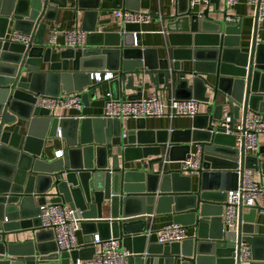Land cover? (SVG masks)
Segmentation results:
<instances>
[{
  "label": "water",
  "instance_id": "obj_1",
  "mask_svg": "<svg viewBox=\"0 0 264 264\" xmlns=\"http://www.w3.org/2000/svg\"><path fill=\"white\" fill-rule=\"evenodd\" d=\"M184 1L185 7L163 20L164 57L149 59L147 50L134 46L139 25H125L118 33L96 32L94 24L83 26L85 48L57 53L45 34L66 0H0V264H68V257L74 264L92 258V248L57 254L52 232L39 227V207L46 202L77 210L85 245L95 234L117 239L131 254L128 264H233V251L241 242L250 246L253 261L264 262L257 208L241 212L231 233H225L221 220L225 193L238 185L235 171L252 169L264 177V162L245 156L243 150L239 153L234 137L223 134L219 125L224 108L231 133L240 117L264 114L258 8L251 46L243 53L241 22L227 24L231 15L226 0L221 10L217 0H210L213 11L207 7L202 12ZM126 9L138 11L137 6ZM96 14L86 10L84 16ZM8 29L29 36V43L10 42ZM55 55L57 61L52 60ZM97 71L115 74L108 90L114 100L139 99L134 82L148 77L161 91L172 88L177 99L193 98L209 110L192 119L191 129L169 136L165 131H145L144 119H138L136 130L121 141L122 121L60 117L36 106L38 97L62 93H77L86 104L88 93L95 95L97 87L90 73ZM126 91L134 95L120 97ZM57 130L61 138L56 137ZM55 139L61 143V158H44V149L53 147ZM191 145L201 150L200 169L191 173L197 176L194 190L192 176L166 170L175 149H183L177 159L182 162ZM131 164L139 167H127ZM152 213L172 214V223L193 229V236L181 243L158 244L156 233L147 232V216ZM26 234L29 238L19 239ZM86 252L90 256L84 257Z\"/></svg>",
  "mask_w": 264,
  "mask_h": 264
},
{
  "label": "built area",
  "instance_id": "obj_2",
  "mask_svg": "<svg viewBox=\"0 0 264 264\" xmlns=\"http://www.w3.org/2000/svg\"><path fill=\"white\" fill-rule=\"evenodd\" d=\"M175 1V0H174ZM200 3H208V0H188V7L194 8ZM237 0H226L228 8L236 5ZM247 3L258 8V19H264V0H247ZM115 22L121 27L125 25H144L148 24L152 16L141 13L140 11H131L127 9H117L112 14ZM159 20L161 16L158 15ZM232 18L227 19V24L232 23ZM102 32V31H96ZM54 33L50 36L48 46L57 48L56 36ZM64 37L63 49L77 50L83 49L86 46V35L79 29L62 32ZM136 33L133 34L134 46H137ZM12 43H21L27 45L30 37L21 33H12L7 39ZM114 74L110 71H97L90 73V81L101 84L109 83L114 79ZM200 102L191 99H177L174 96L173 89H170V95L163 99L157 93L146 99L141 97L136 100H118L112 99L109 93L106 94V101L103 106V119H116L123 121L124 119H146V118H161L166 117L173 120L177 117L194 118L199 115L198 106ZM36 106L45 109L49 112H54L56 109H72L81 111L83 108L81 96L77 93L60 95L58 97L41 96L38 97ZM239 120V119H238ZM235 121L233 126L234 133L230 132L229 114L226 108L221 110L219 125L223 130V134L232 135L234 137V147L240 153L242 150L245 156L256 155L259 150L258 137L264 135V115L250 112L244 119L238 122ZM1 125V117H0ZM211 134L216 132L210 131ZM56 137L61 138L60 130H57ZM121 138H126V133L121 134ZM200 146L196 145L193 153L181 162L180 172L196 173L200 169L201 152ZM62 152L54 153V158L59 159ZM238 176V185L235 190H230L225 193V201L223 202V211L221 219L225 233H231L237 228L238 218L241 212L249 211L252 208H257L258 200L264 197V186L262 183H257L253 179L254 170L239 168L235 171ZM40 214V229L52 232V241L56 245L57 254H70L78 252L84 248L78 242V235L81 233L80 224L83 221L76 216V209L70 208L68 205L61 203H49L39 207ZM264 216V208L258 210ZM149 222L150 233L152 226L153 214L147 216ZM194 230L183 227L177 224H167L160 228L156 233L157 243L169 245L173 243H181L184 240L192 237ZM90 247L94 250L90 260L77 259L74 264H128V258L131 256L126 250L120 248L117 239L110 237L108 239H100L96 234ZM251 260V248L244 242H241L239 247L235 246L233 251V264H244Z\"/></svg>",
  "mask_w": 264,
  "mask_h": 264
},
{
  "label": "crops",
  "instance_id": "obj_3",
  "mask_svg": "<svg viewBox=\"0 0 264 264\" xmlns=\"http://www.w3.org/2000/svg\"><path fill=\"white\" fill-rule=\"evenodd\" d=\"M224 0H217L219 2V9H222ZM186 3L184 0H180L179 4H176V0H81V7H78L77 0H66V7L59 9L56 14V20L52 23V27L45 34V40L50 42V36H53L54 33H57L56 36V45L57 48H54L55 52L58 53L60 49H63L64 45V37L62 32L72 31L75 29L81 30L83 26L91 27L93 24L95 25V31H102L103 33H118L120 30V26L115 22L112 17V14L117 9H126L128 7L137 6L138 11L144 14H149L152 16L151 21L148 24H144L140 26V32L136 35V41L138 48L147 50V56L149 59H153L154 56L158 58H162L165 55V48L167 45V33H165L163 21L166 17H171L175 13V9L179 7H185ZM85 8H83V7ZM213 11L214 5L210 3H200L194 6V11L202 12L206 8ZM88 12H96V17L93 18L88 16L85 17L84 13L86 10ZM231 18L233 20L229 25H235L237 22H241L240 27V36H239V45L240 51L245 53L248 52L254 32V18L256 13V7L247 3V0H237L236 5L229 8V12ZM158 15L161 16V20H159ZM220 18L219 16H216ZM11 32L8 29L6 33V39H9L11 36ZM47 42V41H46ZM256 42L264 44V19L257 21L256 26ZM170 51V48H168ZM156 51V52H155ZM54 52V53H55ZM154 52L156 54H154ZM53 61H57L58 57L55 55L52 59ZM113 73V72H112ZM114 74V73H113ZM115 75V74H114ZM93 85L97 86L95 95L93 91L88 93L87 103L83 105L81 111H75L72 109H56L54 114L60 117H76V118H96L101 117L103 114V106L106 101V94L108 90L113 85L109 83H101L97 84L92 82ZM134 85L137 88V92H141L143 98H150L154 94H158L161 98L166 99L170 95V89L165 92L161 91L160 85L151 84L148 77H145L143 82L139 80H135ZM184 94V93H182ZM61 95H65L62 93ZM134 95V92L126 91L123 96L127 97ZM206 96H210L209 92L206 93ZM209 107L205 103H200L198 106L199 115H203L207 113ZM264 115V114H263ZM241 120L239 118L238 122ZM137 121L135 119L129 118L124 119L122 121V133L134 132L136 130ZM145 131L147 132H155V131H165L168 136L172 131H185L191 129L192 126V118L188 117H177L173 120H169L166 117L161 118H146L144 119ZM121 138V136H120ZM126 138H121L120 140L125 141ZM258 146L261 148V153H256L255 157H259L261 162H264V135H260L258 137ZM182 147V146H178ZM191 153L194 152V147L191 145ZM61 151V143L58 140H54L53 147L44 149V158H53L54 153ZM183 155V149L178 148L173 152V161L169 162L166 165V170H180L181 162L177 159ZM254 157V155H252ZM148 159H155L154 156L148 157ZM134 165H127V167H133ZM139 167V164L135 165ZM134 166V167H135ZM154 169H158L157 166H154ZM185 175L192 176V188L193 190L197 185V176L191 173H185ZM253 179L257 183H262L264 186V177H262L261 173H255L253 175ZM264 208V197L257 202V210ZM173 211V207H172ZM248 211H244L242 213H247ZM153 214V213H152ZM210 214H215L214 209L210 210ZM149 220V219H148ZM222 220V219H221ZM172 223V214H164V215H154L152 219L151 230L155 233H158L160 228L164 225ZM149 224V222H148ZM256 226L258 228L257 235L264 236V216L257 211L256 215ZM216 229L213 228L212 232ZM29 238V235L26 234ZM26 235H21L20 240L24 239ZM96 235V234H95ZM85 235L79 233L78 242L81 245H84L83 249L91 248L90 245L84 244ZM91 244V243H90ZM84 257L90 256L89 252H86ZM66 260V259H65ZM68 264H73L70 257L67 258ZM244 264H264L262 261H253L252 258L250 261Z\"/></svg>",
  "mask_w": 264,
  "mask_h": 264
},
{
  "label": "rangeland",
  "instance_id": "obj_4",
  "mask_svg": "<svg viewBox=\"0 0 264 264\" xmlns=\"http://www.w3.org/2000/svg\"><path fill=\"white\" fill-rule=\"evenodd\" d=\"M28 236L26 235L25 237H24V239H26Z\"/></svg>",
  "mask_w": 264,
  "mask_h": 264
}]
</instances>
